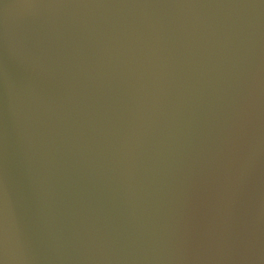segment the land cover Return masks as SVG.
<instances>
[{
  "label": "water",
  "instance_id": "1",
  "mask_svg": "<svg viewBox=\"0 0 264 264\" xmlns=\"http://www.w3.org/2000/svg\"><path fill=\"white\" fill-rule=\"evenodd\" d=\"M0 264H264V0H0Z\"/></svg>",
  "mask_w": 264,
  "mask_h": 264
}]
</instances>
